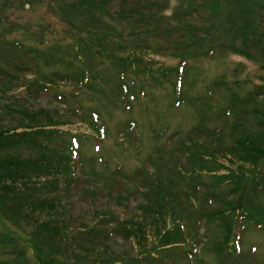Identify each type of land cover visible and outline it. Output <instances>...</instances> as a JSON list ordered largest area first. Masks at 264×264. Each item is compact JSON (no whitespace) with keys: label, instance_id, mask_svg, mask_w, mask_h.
Returning a JSON list of instances; mask_svg holds the SVG:
<instances>
[{"label":"trees","instance_id":"1","mask_svg":"<svg viewBox=\"0 0 264 264\" xmlns=\"http://www.w3.org/2000/svg\"><path fill=\"white\" fill-rule=\"evenodd\" d=\"M38 5L61 23L50 38L11 17ZM170 5L0 0V264H264V0ZM231 54L255 80L237 64L194 94L193 64ZM167 84L168 116L148 106ZM185 108L193 123L172 128Z\"/></svg>","mask_w":264,"mask_h":264},{"label":"rangeland","instance_id":"2","mask_svg":"<svg viewBox=\"0 0 264 264\" xmlns=\"http://www.w3.org/2000/svg\"><path fill=\"white\" fill-rule=\"evenodd\" d=\"M179 0H171V5L170 9L166 11L167 15H170L175 7L178 5ZM11 17L13 20L18 21L22 25L28 26V31L31 33H38L40 29V25L43 24H48L50 25L49 29V34H46L48 38H50V34H53V30L58 33V31H61V23L60 21L53 15L50 14L44 6L38 5L30 8L27 6L25 10L22 11H16L12 12ZM19 36V33L17 34ZM155 59L160 61L161 63L166 64L167 66H175L177 61L172 58H166L160 55H154ZM237 64H243L244 69H245V77L250 76L253 80H255V77L259 74V69L258 66L249 61L248 59L239 56V55H228L227 57H224L222 59L214 60V61H209V60H202L197 63L193 64V74L197 73V81L198 84L195 85L192 88V91L194 94H199L204 91L205 86L211 82L216 76H219L220 74L224 72H229L231 71ZM15 73V72H14ZM13 75H18L21 78V82L24 83L30 78H32V74H13ZM192 77V76H191ZM12 81V80H11ZM14 82V81H13ZM6 84V80L2 79L0 77V85ZM8 85V83H7ZM11 88L13 86H10ZM172 87L167 84L162 89L155 90L151 93L152 96H154L155 102L153 105L148 102V106L152 107L153 109H157L162 115L165 114L168 116L169 110H170V105L172 102ZM22 95L24 97H28V94H26L24 91L22 92ZM89 95H84L83 97V102L85 106H89L92 104H95L94 102H91L89 99ZM49 101L51 102L50 97H44L40 102L39 105L42 106H47L49 104ZM149 107V108H150ZM182 112L179 114L178 117L172 119L169 118L170 125L172 128L181 127L187 129L191 126L193 123L194 117L192 116L193 111L191 109H182ZM138 112V111H137ZM135 112L134 116L137 118L144 117L140 113ZM112 120L108 121V124L110 127L113 129L116 125L117 121H120L124 118H126V115L123 113H113L112 114ZM149 119L147 118V115H145V121L144 124L147 123ZM144 129H146V126H144ZM144 136H145V143L148 142V134L144 130ZM106 149H111V152L115 151L114 145L111 143H106L105 144ZM93 151V147L89 146V144H86V147L84 149V153H86L87 156L91 155ZM135 164L134 160L132 159V154H129L127 157H125V166L126 168L130 169L132 168ZM78 206L77 210L78 213L80 214L81 218L86 217L87 215H92L93 211L96 209V206L93 204H90V202H85V201H77ZM101 204H104V201L100 202ZM100 205V204H99ZM98 206V205H97ZM134 206V205H132ZM248 239L250 242L256 243L261 241V237L259 234L255 232H250ZM109 248H111L114 252L116 253H125L128 252L129 249V244L121 239L120 237L112 238L111 241L107 243ZM262 253L264 254V248L263 250L261 249ZM196 264V263H193Z\"/></svg>","mask_w":264,"mask_h":264}]
</instances>
